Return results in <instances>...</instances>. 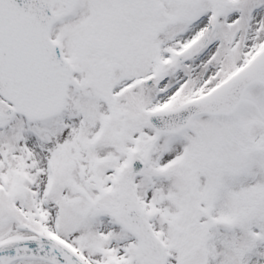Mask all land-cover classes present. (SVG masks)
<instances>
[{
  "label": "snow or ice",
  "instance_id": "obj_1",
  "mask_svg": "<svg viewBox=\"0 0 264 264\" xmlns=\"http://www.w3.org/2000/svg\"><path fill=\"white\" fill-rule=\"evenodd\" d=\"M0 264H264V0H0Z\"/></svg>",
  "mask_w": 264,
  "mask_h": 264
}]
</instances>
